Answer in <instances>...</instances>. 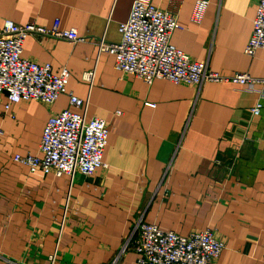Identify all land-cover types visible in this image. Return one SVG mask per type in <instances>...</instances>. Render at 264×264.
<instances>
[{"label": "crops", "instance_id": "obj_1", "mask_svg": "<svg viewBox=\"0 0 264 264\" xmlns=\"http://www.w3.org/2000/svg\"><path fill=\"white\" fill-rule=\"evenodd\" d=\"M152 0L180 28L170 43L222 76L264 78V49L247 56L258 0ZM133 0H0L5 19L74 29L85 41L29 36L22 55L69 71L67 91L106 122L107 165L90 176L31 173L15 154H38L43 127L68 107L0 95V264H137L121 251L139 219L182 235L210 229L225 244L211 264H264V86L200 87L120 73L97 41L120 40ZM94 70L91 84L82 79ZM261 103L257 115L251 108ZM80 111L79 109H75Z\"/></svg>", "mask_w": 264, "mask_h": 264}, {"label": "built area", "instance_id": "obj_2", "mask_svg": "<svg viewBox=\"0 0 264 264\" xmlns=\"http://www.w3.org/2000/svg\"><path fill=\"white\" fill-rule=\"evenodd\" d=\"M208 0H195L190 21L201 23ZM180 28L175 16L153 4L152 0H133L128 17L119 23L120 40L107 43L99 39L98 53L113 56V67L120 73L135 76L149 84L165 79L175 84L200 87L205 82H231L242 87L264 86V78L256 79L246 72L227 76L208 68L206 62L193 60L170 43L172 33ZM29 36H49L71 43L85 41L74 29H59L57 22L47 28L34 21L23 24L5 19L0 27V95H4L5 111L14 103L38 101L51 105L61 95L69 97L68 107L48 117L39 141L38 154H15L13 160L28 167L31 173L42 175L94 174L107 165L102 155L107 142L106 122L98 117H86L87 100L67 91L69 71L52 70L50 63H39L22 55L24 41ZM264 49V0H258L252 20V31L243 53L253 56ZM82 79L89 84L94 70L86 71ZM262 108H251L257 115ZM75 109H79L77 111ZM131 249L137 264H211L225 248L210 229L182 235L163 230L154 223L139 219L125 239L121 251Z\"/></svg>", "mask_w": 264, "mask_h": 264}]
</instances>
